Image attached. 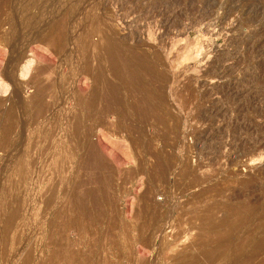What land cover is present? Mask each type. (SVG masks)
<instances>
[{
	"label": "rangeland",
	"instance_id": "1",
	"mask_svg": "<svg viewBox=\"0 0 264 264\" xmlns=\"http://www.w3.org/2000/svg\"><path fill=\"white\" fill-rule=\"evenodd\" d=\"M0 264H264V0H0Z\"/></svg>",
	"mask_w": 264,
	"mask_h": 264
},
{
	"label": "bare ground",
	"instance_id": "2",
	"mask_svg": "<svg viewBox=\"0 0 264 264\" xmlns=\"http://www.w3.org/2000/svg\"><path fill=\"white\" fill-rule=\"evenodd\" d=\"M103 21L100 23H103ZM105 23L108 24V22H105ZM100 25H102V24H100ZM102 26L103 27H101V26L100 27L102 29H104L105 24ZM106 28L109 29V26ZM104 32H102L101 34H104ZM108 35H110V33ZM112 35H114V34H111V36ZM105 37H107V36H105ZM100 38L102 39L104 37H100ZM98 42H99V45H101L103 43V42H100V40ZM102 46H103V50L105 53V54L103 53L102 55L103 56L105 55V56L103 58H101L102 56H100L101 55L100 53H102L101 51H103V50H101V51L99 50L100 51L99 57L101 59H104V61H106L109 64V66L112 67L113 72H114L113 75L115 77L114 83H110V82L107 83L108 88L111 89V93L114 94L122 86L126 87V86L130 85L131 89H133V91H134V95L136 94V96L134 98V102H133V110L136 109L137 111L139 110L138 112L142 111V112L147 113L151 109V101L153 102L152 97L155 95L153 92H151V90H146V92H145L144 84H143L142 79H141L140 74H139L140 68H143V66L147 63L146 55L131 53V56H127V54L125 53V51H127V50L124 47H122V45H119L118 42L116 43L115 39L112 37H107L104 40L103 45H101L99 48L101 49ZM96 47H97V44H96ZM99 48L97 47V50ZM152 73L155 76L159 75V73H157V71H153ZM139 90H141V92H142L141 94L139 93L140 92ZM133 91H131V92H133ZM136 91H138L137 92L138 95H137ZM122 102H123V99H122ZM145 102H147V104H148L146 107H149V108L143 109L142 107H144V106L142 104H144ZM37 103H39V102L37 101ZM8 220H7L8 222H11L9 218H8ZM13 220H15V219H13ZM7 235H5L6 238H7ZM8 237H9V235H8ZM10 239L12 240V238H10ZM13 239H14V237H13Z\"/></svg>",
	"mask_w": 264,
	"mask_h": 264
}]
</instances>
